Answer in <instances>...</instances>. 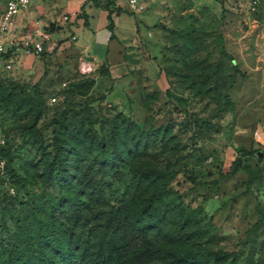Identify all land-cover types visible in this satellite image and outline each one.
I'll return each instance as SVG.
<instances>
[{"label": "rangeland", "instance_id": "obj_1", "mask_svg": "<svg viewBox=\"0 0 264 264\" xmlns=\"http://www.w3.org/2000/svg\"><path fill=\"white\" fill-rule=\"evenodd\" d=\"M248 1L166 2L126 99L106 97V65L84 71L75 40L0 63V262L34 241L38 215L71 264H264V8ZM31 4L48 25L63 13ZM157 57L164 87L146 71ZM142 208L155 222L138 230Z\"/></svg>", "mask_w": 264, "mask_h": 264}, {"label": "crops", "instance_id": "obj_2", "mask_svg": "<svg viewBox=\"0 0 264 264\" xmlns=\"http://www.w3.org/2000/svg\"><path fill=\"white\" fill-rule=\"evenodd\" d=\"M114 1L120 7V11L112 12L109 15L105 8L95 6L90 0H59L62 12L68 14L70 20L67 23H61L63 25L61 29L54 28L52 30V41L46 46L45 52H50L71 41L67 34H62L65 26L68 27L70 34L75 35V48L89 57L88 61L93 66L102 63L106 65V77L110 84V90L106 97L126 99L137 81V61L135 59L137 52L143 50L152 57L157 56L161 40L157 33L156 39H152L150 42L148 36L154 34L153 29L157 28L156 24L162 22V18L167 14L166 2L176 4L180 0H144L146 2L144 10L150 7L151 10L141 16H138L139 12L134 13L129 10L126 0ZM190 1L192 4L194 3V6L216 3V0ZM4 2L5 0L0 9ZM178 9V14L183 12L180 11V7ZM170 13L171 15L177 14L173 8ZM29 17L36 16L27 9L22 16H18L19 25H23L24 19L29 20ZM55 18H52L50 22H54ZM58 42H60L59 45ZM11 49L18 52V60L23 61L24 64L30 62L35 56L22 54L21 48H16L15 45ZM159 62L158 57L156 60L148 61L146 71L159 87H164L168 81Z\"/></svg>", "mask_w": 264, "mask_h": 264}, {"label": "built area", "instance_id": "obj_3", "mask_svg": "<svg viewBox=\"0 0 264 264\" xmlns=\"http://www.w3.org/2000/svg\"><path fill=\"white\" fill-rule=\"evenodd\" d=\"M32 0H5L0 9V63L2 69L11 70L18 61V52L11 49L13 45L21 48L24 55H40L46 51V46L52 41V30L48 24L37 17H29L28 23L19 25L18 16L26 10ZM129 10L137 13L146 8L144 0H126ZM248 9L264 8V0H249ZM70 16L66 13L58 15L54 22L67 23ZM69 39L75 40L74 34H69ZM93 64L85 63L84 71H90Z\"/></svg>", "mask_w": 264, "mask_h": 264}, {"label": "trees", "instance_id": "obj_4", "mask_svg": "<svg viewBox=\"0 0 264 264\" xmlns=\"http://www.w3.org/2000/svg\"><path fill=\"white\" fill-rule=\"evenodd\" d=\"M90 1L95 6L105 8L109 15L112 12L118 13L120 11V7L115 4L114 0ZM100 153L105 155L106 151L102 149ZM149 204L150 202L148 205ZM144 211V208L140 209L137 213V217L132 219V224L138 230H145L148 225L155 222V219L151 215H149V219H146ZM33 217L37 224V233L34 241L26 247H17L13 257L1 261L0 264H71V257L74 256L72 245L63 236L57 235L56 232L53 231L52 226L44 222L38 215H34ZM156 250L162 253H170L174 257H178L180 253L184 252L167 249L159 245H156ZM99 256L100 255H98L97 261L100 264H105V259H101Z\"/></svg>", "mask_w": 264, "mask_h": 264}, {"label": "water", "instance_id": "obj_5", "mask_svg": "<svg viewBox=\"0 0 264 264\" xmlns=\"http://www.w3.org/2000/svg\"><path fill=\"white\" fill-rule=\"evenodd\" d=\"M50 30H54V28L61 29L63 25L59 22H50L48 25ZM97 131H99L98 127H95Z\"/></svg>", "mask_w": 264, "mask_h": 264}]
</instances>
